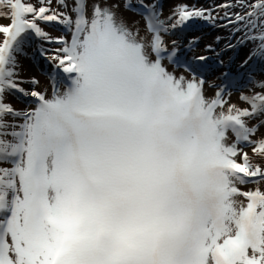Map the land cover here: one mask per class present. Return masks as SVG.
<instances>
[{
	"label": "snow or ice",
	"instance_id": "6c2138e0",
	"mask_svg": "<svg viewBox=\"0 0 264 264\" xmlns=\"http://www.w3.org/2000/svg\"><path fill=\"white\" fill-rule=\"evenodd\" d=\"M166 2L0 0V264H264V0Z\"/></svg>",
	"mask_w": 264,
	"mask_h": 264
},
{
	"label": "rangeland",
	"instance_id": "374dc122",
	"mask_svg": "<svg viewBox=\"0 0 264 264\" xmlns=\"http://www.w3.org/2000/svg\"><path fill=\"white\" fill-rule=\"evenodd\" d=\"M147 2V0H146ZM173 2V0H168V2H166L164 4V13H163V17H166L169 12V8L171 7V3ZM190 2H197V0H190ZM211 0H199V3L200 4H203V5H207L208 3H210ZM138 5L136 4V0H133V7H137ZM129 16H133L134 14L133 13H128ZM136 19H139V17H136ZM3 23H8L7 20H4L2 21ZM45 27V29L49 32H51L54 36L55 35H61V34H64V28L63 26L61 25H58V24H53V25H43ZM143 26V21L141 20V27ZM216 35H225V31H221L219 29H213L211 28L209 25L207 24H203V23H198L196 26H194L193 28H191L190 30H188L187 32H185L183 34V36L186 38V39H192L193 36H201L202 37V42L200 44V46L196 49L197 53H199L201 50H202V47H203V43L205 42H212L214 37ZM172 38H175V37H168L167 39H172ZM220 47H223V43H221ZM219 50V48L217 49ZM244 51L245 50H242L239 55L240 56H243L244 55ZM28 52H29V56H31L32 54V49H28ZM233 55L232 52H229L228 53V56H231ZM225 60H227V56L224 57ZM237 63H239V60H237ZM25 64L27 66H31L32 65V61L30 59H25ZM35 69L33 68V71ZM233 70H235V65L233 66ZM235 98V94H234V97Z\"/></svg>",
	"mask_w": 264,
	"mask_h": 264
}]
</instances>
